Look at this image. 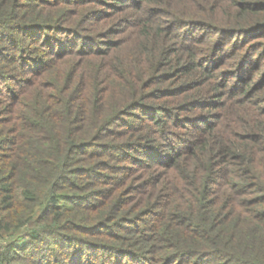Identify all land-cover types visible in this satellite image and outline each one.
<instances>
[{"label":"trees","instance_id":"1","mask_svg":"<svg viewBox=\"0 0 264 264\" xmlns=\"http://www.w3.org/2000/svg\"><path fill=\"white\" fill-rule=\"evenodd\" d=\"M0 264H264V0H0Z\"/></svg>","mask_w":264,"mask_h":264}]
</instances>
